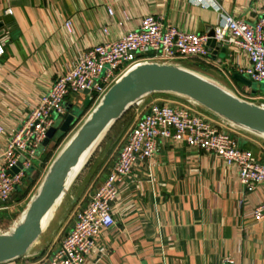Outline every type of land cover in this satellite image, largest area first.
<instances>
[{
	"label": "crops",
	"instance_id": "crops-1",
	"mask_svg": "<svg viewBox=\"0 0 264 264\" xmlns=\"http://www.w3.org/2000/svg\"><path fill=\"white\" fill-rule=\"evenodd\" d=\"M219 1L227 12L251 22L264 14V0ZM205 4L197 0H0V40L5 49L0 54V124L16 130L54 78L87 48L138 28L145 15H157L164 24L190 32L208 33L219 23L221 9L213 0ZM8 8L12 14L6 13ZM67 20L72 21L73 31L65 26ZM239 63L246 64V58L227 48L217 57L192 58L184 65L220 82L224 74L235 82ZM155 98L185 102L173 93L151 99ZM82 99L71 96L68 103L74 107ZM135 108L136 118L139 107ZM6 139L0 134V144ZM239 140L264 161L263 138L248 132ZM117 151H107L100 169L89 172L92 175L81 194L72 196L73 211L60 219L52 240H43L30 252L33 264H42L58 249L74 225V210L104 182ZM119 188L116 224L101 232L98 249L84 264L96 259L98 264H221L228 257L235 264H264V222L251 214L264 200V183L246 189L237 169L218 156L186 144L162 142L149 164L137 168Z\"/></svg>",
	"mask_w": 264,
	"mask_h": 264
},
{
	"label": "built area",
	"instance_id": "built-area-1",
	"mask_svg": "<svg viewBox=\"0 0 264 264\" xmlns=\"http://www.w3.org/2000/svg\"><path fill=\"white\" fill-rule=\"evenodd\" d=\"M205 1L197 0L201 5H206ZM213 4L221 9V19L214 26L213 36L164 24L162 18L154 14L145 15L138 28L87 48L68 70L54 78L49 90L42 94L16 130L8 131L0 124V134L7 138L0 144V210L9 207L11 196L35 166L34 159L46 152L47 149L41 152L40 146L56 118L67 116L71 96L80 94L90 100H100L124 74L142 63L180 64L179 60L183 59L207 58L210 38L242 53L247 63H239L238 73L248 75L252 81H264V14L251 22L227 12L219 0H213ZM108 12L114 14L112 8ZM6 13L12 14L13 9L8 8ZM124 16L127 18L126 13ZM65 26L73 31L71 20H67ZM108 31V27H104V32ZM4 51L0 40V54ZM183 98L185 102L148 100L149 96L137 101L138 115L124 135L106 179L86 204L74 210L72 229L42 264H84L87 257L96 252L101 232L116 224L114 207L120 195V184L141 165L149 164L159 153L162 142L186 144L218 156L226 166L237 169L241 184L248 190L264 183V161L240 144L239 136H245L248 131L214 112L216 117L200 112L199 103ZM252 98L264 107L262 96ZM251 214L256 221L264 222V200ZM9 229L0 224V233ZM30 258L29 253L16 261L0 264H33ZM98 263L96 259L92 264ZM221 264L235 262L228 257Z\"/></svg>",
	"mask_w": 264,
	"mask_h": 264
},
{
	"label": "water",
	"instance_id": "water-1",
	"mask_svg": "<svg viewBox=\"0 0 264 264\" xmlns=\"http://www.w3.org/2000/svg\"><path fill=\"white\" fill-rule=\"evenodd\" d=\"M214 35V28L208 31ZM227 45L210 38L207 50L213 57L226 53ZM216 55V56H215ZM234 77L251 88L253 81L240 73ZM256 93L255 90H252ZM86 94L89 91H85ZM158 93H173L190 98L210 111L264 139V107L245 99L222 82L199 70L179 63L146 62L129 70L99 100L81 126L56 154L18 220L0 233V263L28 255L51 222L46 217L80 176L112 127L137 101ZM68 114L59 128L53 126L43 145L47 147L58 129L68 132L82 114L68 104ZM18 171V168L15 169ZM56 207L55 211L57 210ZM54 211V214H55ZM54 218V217H53ZM52 221V220H51Z\"/></svg>",
	"mask_w": 264,
	"mask_h": 264
},
{
	"label": "rangeland",
	"instance_id": "rangeland-1",
	"mask_svg": "<svg viewBox=\"0 0 264 264\" xmlns=\"http://www.w3.org/2000/svg\"><path fill=\"white\" fill-rule=\"evenodd\" d=\"M188 60H179L181 64L188 63ZM243 76L248 78V75L243 74ZM219 78H221V82L225 84L227 87L234 90L238 95L245 99H249L252 101H257V99H253L252 97L256 96H262L264 99V81H253L251 90H255L256 93L253 95H249L247 91H245L243 86L239 85L235 82H232L227 78V76L224 74L220 75ZM249 89V88H248ZM247 90V89H246ZM161 94V93H158ZM157 94V95H158ZM78 99H82V96L80 94L75 95ZM156 96V94L149 96V99ZM99 103V100H90L88 99L87 95L85 98L82 99V102L76 104L73 108L78 112L80 109L83 110L82 114L76 119V121L73 123V125L70 127L68 132H66L64 135L63 133L58 129L55 136L51 139L49 145L45 147L44 145L40 146L41 152H46L40 156H37L36 159H34L35 166L31 168L28 171V176H30L29 182L25 180L23 183V187L26 188L28 184H31L29 189L27 190L26 194L21 197L19 200L16 198V196L12 197L11 202H9L7 205L8 208L4 210H0V224H2L4 227H7L8 229L10 227H13L15 223L21 219L23 211L27 208L28 203L30 202V199L32 196L36 193L39 185L41 184L48 167L51 163V161L54 159L56 154L60 151V149L64 146V144L70 139V137L75 133V131L81 126V124L84 122V120L89 116L91 111L95 108V106ZM198 110L204 114L214 116L216 115L207 109L206 107L199 105ZM136 108L131 107L126 114L124 120L119 123V125L116 127L114 132L107 138H105L100 146L97 148L96 152L94 153L93 157L90 159L86 167L81 172L80 176L77 178V180L74 182V184L71 186L69 191L66 193L65 197L63 198L61 204L58 206L57 210L55 211L54 218L52 219L50 225L47 227V229L43 232L39 240L33 245L30 252H34L39 248V246L42 245L43 240L45 241H51L55 231L59 228L60 224L59 221L62 217H65L68 213L70 214L73 209L74 205L72 204V196L73 195H80L85 186L87 185L90 176L89 172L93 170V172L96 171L99 167L102 166V158L103 156H106L105 153L108 151V153H111L112 151L115 152V150L118 149L126 131L131 126V123L134 121L135 114H136ZM64 120L63 116H58L56 118L55 127L59 128L62 121ZM60 138V139H59ZM59 139V141H57ZM47 156V160L44 161V158ZM42 161V162H41ZM41 162V163H40ZM100 169V168H99ZM95 170V171H94ZM34 180H31L33 179Z\"/></svg>",
	"mask_w": 264,
	"mask_h": 264
},
{
	"label": "trees",
	"instance_id": "trees-1",
	"mask_svg": "<svg viewBox=\"0 0 264 264\" xmlns=\"http://www.w3.org/2000/svg\"><path fill=\"white\" fill-rule=\"evenodd\" d=\"M194 59V58H193ZM234 78V77H233ZM235 79V78H234ZM235 82H238L237 81V79H235ZM239 83V82H238ZM131 108V107H130ZM129 108V109H130ZM129 109H128V111H129ZM128 111L124 114V116L120 119V120H118L117 122H116V124L112 127V129L110 130V132L108 133V135L106 136V138L107 137H109L113 132H114V130L116 129V127L119 125V123H121V121L122 120H124V118H125V116H126V114L128 113ZM65 133H63V135H64ZM60 139V138H59ZM59 139L57 140V141H59ZM47 160V156L44 158V161H46ZM42 162V161H41ZM40 162V163H41ZM52 162V161H51ZM51 164V163H50ZM29 180H30V176H28L27 178H26V181H28L29 182ZM31 180H34V178L33 179H31ZM30 185L31 184H28V186H26V188L25 187H23V186H21V187H19L14 193H13V195L11 196V198H10V200L8 201V203L9 202H11V199H12V197H14V196H16V198L19 200L21 197H23L25 194H26V192H27V190L29 189V187H30Z\"/></svg>",
	"mask_w": 264,
	"mask_h": 264
},
{
	"label": "bare ground",
	"instance_id": "bare-ground-1",
	"mask_svg": "<svg viewBox=\"0 0 264 264\" xmlns=\"http://www.w3.org/2000/svg\"><path fill=\"white\" fill-rule=\"evenodd\" d=\"M139 102V101H138ZM138 102H136L132 107H135V106H137L136 104L138 103ZM61 202H62V199H60L59 201H58V203L55 205V207L50 211V213L47 215V217H46V223H48L49 224V222H51V220L53 219V217H54V211H55V209H56V207L57 206H59L60 204H61ZM23 217H24V214H22V217H21V219H23ZM21 219H19V220H21ZM16 224V223H15Z\"/></svg>",
	"mask_w": 264,
	"mask_h": 264
}]
</instances>
